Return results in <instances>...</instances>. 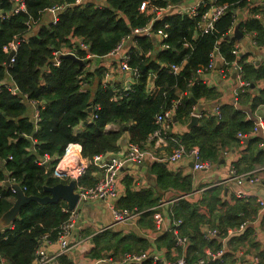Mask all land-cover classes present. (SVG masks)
I'll use <instances>...</instances> for the list:
<instances>
[{
    "label": "trees",
    "instance_id": "1",
    "mask_svg": "<svg viewBox=\"0 0 264 264\" xmlns=\"http://www.w3.org/2000/svg\"><path fill=\"white\" fill-rule=\"evenodd\" d=\"M23 1L26 9L16 13L14 0H0V218L16 199V192L6 185L7 179L19 182L28 195H46L45 186L69 181L53 176V171L58 159L72 145L78 144L82 154L88 157L106 154L117 150L118 141L125 131L131 142L145 145L157 127L156 115L171 107L179 91H186L175 114L182 123L190 118L194 104L202 97L215 99L217 90L202 82L197 71L209 64L216 45L226 60L236 59L232 51L240 39L234 33H228L230 27L254 34L257 44L264 45V4L257 6L252 0H216L230 6L216 21L214 32L206 34L196 32L199 16L190 18L176 10L168 11L154 28L168 25L166 42L170 48L157 54L148 53L154 42L152 38H141L139 47L131 54L130 65L140 74L132 82V88L125 91L123 83L116 80L109 81L104 88V67L91 66L87 71V51L77 46L76 40L79 38L88 45V53L92 55H107L132 28L153 18L150 6L141 10L146 0H103L105 4L101 3V6L93 1L79 4H75L76 0ZM149 1L157 7L187 3V0ZM251 4H254L250 9L252 15L237 23V11ZM64 5L67 7L59 11L55 24L44 23L43 16L49 12L47 8ZM18 38H24V41L19 44L15 61L7 66L8 51L4 47ZM66 46L83 59V67L70 57H62L58 65L53 64L54 51ZM246 57L239 56L244 78L254 84L264 82V64L255 65ZM184 60L185 66L179 74L161 67V64H180ZM5 84H16L20 92L13 94ZM248 89L239 93V107L245 106L249 100L252 101V109L264 104V87L254 98ZM29 99L40 104L37 121L32 118ZM245 115L238 107L224 104L220 115L202 116L197 126L178 138L188 148L199 147L203 158L217 159L219 146L238 143V133H249L252 129L254 121L246 119ZM110 123L118 124V129L107 131ZM249 145V155H245L241 162L247 168H252L255 163L264 164V154L251 143ZM45 155L50 156V160L40 164ZM150 166V171L157 173L160 190L170 185L182 192L174 203L173 215L170 214L173 220L183 219L181 231L191 239L189 260L202 256L205 245L219 248V237L206 240L201 224L210 222L217 225L218 235L224 237L229 226L236 228L240 224V208L244 205L238 202L233 206L225 204L222 211L221 185L205 190L198 202L190 201L185 197L192 191L190 177L174 175L164 162L156 161ZM98 178L99 168L91 166L80 180V186L90 188ZM126 183V195L118 200V206L141 210L139 223L152 226L151 215L161 196L152 190H133L130 178ZM63 206H67L63 200L46 205L31 201L24 205L16 221L0 232V264H33L42 237L48 234L49 239L55 241L60 227L67 221L69 212L64 211ZM201 207L206 209V214L199 210ZM216 209L219 213H215ZM212 218L217 221H212ZM251 232L252 229L247 227L243 232L229 236V250L223 255L225 262L220 261L221 257L212 260L211 264H233L234 248L238 243L243 245ZM93 239L96 246L92 257L96 258H104L108 254L119 258L126 252L148 246L147 240L137 233L123 235L111 229L95 234ZM174 239L173 233L168 232L160 237L159 243L171 246ZM57 261L59 264H75L67 255L59 256ZM133 264L161 263L147 259ZM258 264H264L263 253Z\"/></svg>",
    "mask_w": 264,
    "mask_h": 264
},
{
    "label": "crops",
    "instance_id": "2",
    "mask_svg": "<svg viewBox=\"0 0 264 264\" xmlns=\"http://www.w3.org/2000/svg\"><path fill=\"white\" fill-rule=\"evenodd\" d=\"M195 1L197 0H187V3H193ZM253 2L257 6L261 5L259 4V0H252V3ZM254 4L237 11V23L247 20V18L252 15L250 9ZM58 14L59 12H46L43 16L44 23L53 22L56 18H58ZM76 41L77 46L82 49L80 43L82 44L83 41L79 38ZM238 44L240 53L244 56H247L246 59L248 62H253L255 65L264 64V45L257 44L254 34L243 33V37L240 38V42ZM132 47L133 46H130L129 48L132 49ZM112 59L113 57L110 58L107 55L101 57H90L86 66V70L91 66H102L104 67L103 70H105L107 67L111 68L116 64V58H114V60ZM222 70L223 66L219 61H217L215 67L210 69L205 77L199 76V79L202 82L209 84L211 87H214L217 90L218 95L215 99L202 97L200 101H197V103L194 104L190 118L186 119L184 123L178 121L177 117L175 116L177 123L172 128L171 134L176 137L179 143H182L178 138L181 136V134L189 132L193 127L199 124L198 122L191 128L185 129L186 125L188 126L190 124L192 116L197 115L200 121L202 116L220 115L221 106L224 104H232L235 107L243 110L246 114V119L254 121V124L260 118L264 120V104H260L255 109H252L250 106L252 101L249 100L245 106L239 107L240 104L238 105V100H234V90L238 85L236 72L232 70L229 71L226 76H221L220 73ZM131 75V73L124 75L120 72H116L113 76V79L120 81L121 83L127 82L132 84L134 78ZM205 78L207 79L206 81ZM263 87V81L258 82L257 84L250 82L249 87L245 88L244 90L249 88L248 91L250 92L251 97L254 98L259 96ZM178 94L179 93H177V95ZM217 109L220 110L219 114L215 113ZM30 112L32 113V118L35 120V107L31 106ZM118 127V124L110 123L107 125L106 130H117ZM248 134L249 136L245 139H239L237 135L239 142L236 144L231 143L223 147L219 146V155L217 159H211L213 164L208 170H195L193 162L188 158H183L172 164L164 162L168 171L174 175H181L183 177L191 178L192 191L187 195L185 194L186 196L184 195L188 198V200L198 202L206 193L205 190L212 188L215 186V184H218V186L221 185L223 187L220 189V199L223 204L222 211L225 209V204L233 206L238 202V204L244 205V207L240 208V224L236 228L229 226L227 228V234L224 235V237L218 235L217 232H219V227L217 225H212L210 222L201 224L200 227L204 238H206V240H211L217 236L220 239L221 245L219 248L215 249H212L209 245H205L203 249V255L199 258H205L210 261L215 260L211 259L210 252H216L222 249L224 250L225 254L229 250V236L241 233L247 227L251 228L252 232L249 235V239H247L243 245L238 243V246L234 248L233 257L235 261L233 264H258L261 258V253L264 254V210H261L258 204V199H264V164L255 163L252 168H247L246 164L241 162L245 155H249L250 143L254 148H258L264 154V134L262 130L253 131V127ZM254 139H256V141L252 142ZM129 142H131L129 139V134L127 131H125L118 141L117 150L107 152V157L109 156L110 158H117L124 156L126 153L127 143ZM176 145L177 142L171 143L170 146L157 150V153L159 155H166L172 152L173 146ZM152 163L153 161H147L139 165L126 163L118 170L117 183L119 197L117 199V204L118 200L126 195V179L130 178V186L133 190L141 192L152 190L155 195L161 196L159 199L160 202H158L154 208L153 214L151 215L154 224L152 226L140 224L139 219L141 216L139 219L130 224L117 223L107 201L82 199L77 207L80 211V222L73 230L71 237L72 243L76 245H74L73 248L66 254L69 259L74 261L75 264H116L115 261L120 259L122 255L119 258H114L110 254L104 258L92 257L93 250L96 246L93 236L108 229H111L114 232L122 233L123 235L134 232L137 233L139 237L141 236L147 240L148 246L145 249L139 251L134 250L131 252L138 253L142 251H148L152 255H157L164 258L165 260L170 261L175 260L179 254L185 256L186 259L189 260L188 257L190 255L189 247L191 244V239L182 231L181 232L188 237V241L185 245L176 247L175 243L171 246L164 245L162 242L161 243L163 245L159 243L161 236L168 232L173 233L172 226L174 224L173 221L175 218L174 220L172 219L173 213L171 215L169 210L171 209L172 212L174 203L180 198V194L182 192L170 185L163 188V190H160L157 185V173L150 171V165H152ZM102 174V170L99 168L98 179L102 177ZM234 175L242 176L238 177L236 180H233L231 177ZM237 192H242L244 196L238 197ZM164 200H170L173 202L171 204H166L163 208L157 209L158 205ZM199 210L202 213H207L206 209L203 207L199 208ZM158 213L163 215V229L160 231L156 230L155 227L156 216ZM215 213H219V211L216 209ZM176 219H181L183 222L181 217ZM212 221L216 222L217 219L212 218ZM2 230L3 229H0V232ZM214 230L215 233L212 234ZM45 247L50 253H55L58 249L57 243L55 241L45 244ZM256 257H258V260H256ZM197 259H194L193 261ZM220 261H224L223 256ZM2 262L7 263V260L2 259ZM159 263L164 264L163 262ZM53 264H59V261H55Z\"/></svg>",
    "mask_w": 264,
    "mask_h": 264
},
{
    "label": "built area",
    "instance_id": "3",
    "mask_svg": "<svg viewBox=\"0 0 264 264\" xmlns=\"http://www.w3.org/2000/svg\"><path fill=\"white\" fill-rule=\"evenodd\" d=\"M96 1L98 4L102 2V0H76L75 4ZM261 5L264 4V0H259ZM14 12L18 13L21 10H25V4L23 0H14ZM150 6V10L154 13L152 19H150L146 24L142 26H137L132 28V30L125 35L117 45L107 54L110 58H116L115 65L111 68H106L104 70V88L107 87L109 81H113V76L116 72H120L121 74H129L131 73L132 77L137 79L140 74L137 68H132L130 65L131 54L132 51L139 47V40L141 38H152L154 45L152 48L148 49V53L157 54L160 50H165L170 48V44L166 42L169 38V33L166 30L168 25H164V27L154 28L156 22L160 20L162 15L165 12H172L174 10L178 11L179 14L183 16H189L190 18H195L199 16V20L196 25V32L199 34H206L209 32H214L216 28V21L219 20L229 9L228 3H219L216 0H197L193 3H179L177 5H173L168 3L164 7H157L155 5L150 4L149 0H146L141 5V10H146L147 7ZM67 5L64 6H54L52 8H47L46 10L49 12H59L62 9L66 8ZM255 16L260 17L261 14H255ZM57 22V18L53 21L55 24ZM228 33H234L235 27H230L228 29ZM230 36V35H228ZM26 39V37H24ZM24 38H18L16 40H12L8 45L4 48L10 52H14V55L10 59V63L15 61V54L18 50L19 44L21 41H24ZM82 49L87 51V57H94L88 53V45L85 43H80ZM189 43H186L188 46ZM237 44L235 48H233V54L236 56V59L233 61H228L226 58L219 52V46L216 45L214 50L210 55L209 64L199 69L198 77H205L208 71L215 67L217 61L221 63L223 66V70L221 71V76H226L229 71H235L237 75L238 85L234 90V100H238V95L241 90L249 87L250 81L246 80L243 76V67L239 62V56L242 55L240 53V48H238ZM133 46L132 49L129 47ZM127 47V48H126ZM74 53L69 47L60 48L54 51L53 64L58 65L60 63V58L62 54ZM186 60L182 63H168L161 64V67H165L168 72L173 74H179L183 70L185 66ZM133 80V82H134ZM207 79L205 78V81ZM123 83V82H122ZM192 83V82H190ZM9 88V90L13 94H18L20 92L19 87L16 84H5ZM132 88V84L124 82L122 89L130 90ZM152 91V89H151ZM184 94L186 91H179L178 97L173 100L171 103V107L164 108L161 112L156 115L155 123L157 125L156 129L148 136L147 143L145 145H141L134 142L127 143L126 153L122 157L110 158L107 157V154H97L92 157H88L82 154L78 144H74L67 149V151L58 159V162L53 171V176L64 179H75L78 182V189L81 191L82 199L86 200H105L109 204V208L116 220L117 223L120 224H130L137 219L142 214L141 210L137 208L129 209L125 207H120L117 204V199L119 197L118 192V183H117V173L118 170L123 167L126 163L131 164H143L145 162H166V163H176L183 158H188L193 162V166L195 170L203 171L208 170L212 167V160L205 159L202 156V153L197 147H186L183 143H179L174 135L171 134L172 128L176 125L174 121L176 110L181 104ZM27 98L28 96L25 95ZM29 102L35 107V121L39 120V102L34 99H29ZM216 114L220 113V110L217 109ZM195 114V113H194ZM262 130L264 134V120L260 118L253 126V131ZM249 136L248 133L239 132V139H245ZM176 146H173L172 152L166 155H159L157 150L162 149L164 147L170 146L171 143H176ZM50 160V156L45 155L43 159L40 160V164L48 163ZM91 166H96L101 168L102 177L97 181V183L90 187L85 188L80 186V180L87 174L89 168ZM242 176V175H240ZM239 175H234L231 178L236 180ZM10 183L17 181H10ZM218 185V184H215ZM13 192H16L14 187H10ZM0 192V197H1ZM238 197L244 196L242 192H237ZM173 201L164 200L162 201L158 208H163L166 204L172 203ZM258 204L261 210H264V199H258ZM63 210L69 212V217L67 221L60 227L58 232V237L55 240L57 243L58 249L55 253H50L45 244H49L52 241L49 239V235L46 234L42 237L41 244L35 251V257L33 264H53L57 261V258L61 255H66L74 245L72 243V232L77 227L80 222V211L78 208L74 210H69L67 206H63ZM170 213L171 209H170ZM163 215L158 213L156 216V230L160 231L163 229ZM174 224L172 226V232L175 236V245L183 246L187 243L188 237L184 235L181 228V219H175ZM107 228V227H106ZM215 233V230L212 234ZM224 254V250H218L216 252H210L211 259L221 258ZM152 259L154 262H163L164 264H211V261L205 258H199L195 261H189L185 256L179 255L175 260H165L162 257L157 255H152L148 251L142 252H126L124 253L120 259L116 260V264H133V263H141L144 260ZM258 260V257H256Z\"/></svg>",
    "mask_w": 264,
    "mask_h": 264
},
{
    "label": "water",
    "instance_id": "4",
    "mask_svg": "<svg viewBox=\"0 0 264 264\" xmlns=\"http://www.w3.org/2000/svg\"><path fill=\"white\" fill-rule=\"evenodd\" d=\"M235 36L237 38L243 37V32L237 27L235 29ZM14 55V52H10L7 58L6 65L10 63L11 57ZM61 57H70L76 60L81 67L84 66V61L79 56L74 53L62 54ZM89 112L92 114L93 110L90 108ZM190 124L185 129H189L199 122L198 116H192ZM174 121L177 123V119L174 118ZM8 187H14L16 190V199L13 205L1 216L0 218V229H5L10 227L16 219L19 217L21 210L24 205L35 201L39 204L46 205L49 203H58L60 201H65L69 210H74L78 207L82 194L78 189V182L75 179L69 180L67 183L60 182L53 186H45L44 189L48 194L43 196L37 195H28L22 185L19 182L10 183L6 181Z\"/></svg>",
    "mask_w": 264,
    "mask_h": 264
},
{
    "label": "clouds",
    "instance_id": "5",
    "mask_svg": "<svg viewBox=\"0 0 264 264\" xmlns=\"http://www.w3.org/2000/svg\"><path fill=\"white\" fill-rule=\"evenodd\" d=\"M93 2H96V1H93ZM97 4H98V2H96ZM101 3H104V1L102 0V2ZM101 3L100 4H98V6H101ZM105 4V3H104ZM234 34H235V31H234ZM74 54H76L75 52H74ZM82 59V58H81ZM153 261V260H152ZM154 262V261H153Z\"/></svg>",
    "mask_w": 264,
    "mask_h": 264
},
{
    "label": "rangeland",
    "instance_id": "6",
    "mask_svg": "<svg viewBox=\"0 0 264 264\" xmlns=\"http://www.w3.org/2000/svg\"><path fill=\"white\" fill-rule=\"evenodd\" d=\"M90 68H91V67L87 68V71H89V70H90ZM94 87H95V86H94Z\"/></svg>",
    "mask_w": 264,
    "mask_h": 264
}]
</instances>
